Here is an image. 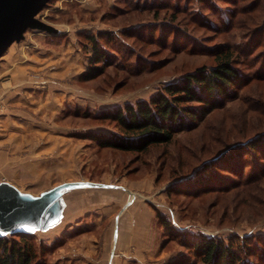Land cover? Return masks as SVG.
I'll return each instance as SVG.
<instances>
[{"label":"rangeland","instance_id":"rangeland-1","mask_svg":"<svg viewBox=\"0 0 264 264\" xmlns=\"http://www.w3.org/2000/svg\"><path fill=\"white\" fill-rule=\"evenodd\" d=\"M254 2L262 5L49 0L36 17L58 33L28 29L6 49L0 57V182L32 196L64 182L107 185L63 193L59 222L32 235L35 264H200L190 250L198 237L264 238L260 207L236 206L228 200L234 192L195 196L174 186L219 151L218 140L264 131V116L248 119L245 112L264 100L263 20L260 12L239 11ZM87 34L107 53L104 72L88 81ZM221 50L232 53L249 82L235 101L169 145L143 153L97 146L94 135L117 131L101 118L103 111L148 99L185 72L213 66ZM210 137L217 138L212 149Z\"/></svg>","mask_w":264,"mask_h":264},{"label":"trees","instance_id":"trees-1","mask_svg":"<svg viewBox=\"0 0 264 264\" xmlns=\"http://www.w3.org/2000/svg\"><path fill=\"white\" fill-rule=\"evenodd\" d=\"M261 1L262 5L254 2L239 11L243 14L260 12L263 20L260 24L264 27V0ZM235 11L229 13V21ZM85 38L91 50L89 70L84 74V80L88 81L104 72L107 53L99 47L97 36L87 34ZM233 61L231 52L221 50L213 66H199L185 72L179 79L164 84L148 99L103 111L101 118L112 122L117 131L94 135L95 143L102 148L136 153L146 152L152 146L171 144L175 136L197 128L211 113L220 110L225 101H231L239 90L249 85ZM245 112L248 119H253L255 114L264 116V100L257 106L247 105ZM254 131L256 129L252 128L251 134L232 142L218 140L223 145L219 151L203 160L174 186H181L185 193L195 196L234 192L228 197L231 203L242 209L260 207L264 210V131ZM216 140L208 139L210 149L213 148L210 143ZM62 205L63 213V202ZM160 221L169 228L165 219L160 217ZM32 235L1 236L0 264H35ZM258 249H261L260 253ZM190 250L200 264H264V238L258 234L230 236L226 240L218 236H201L192 241Z\"/></svg>","mask_w":264,"mask_h":264},{"label":"water","instance_id":"water-1","mask_svg":"<svg viewBox=\"0 0 264 264\" xmlns=\"http://www.w3.org/2000/svg\"><path fill=\"white\" fill-rule=\"evenodd\" d=\"M48 2L49 0H0V57L12 43L21 41L28 29L58 33L56 28L36 17ZM106 187V184L97 182L72 181L32 196L19 191L8 182H0V237L17 233L31 234L58 223L63 208L61 197L67 190Z\"/></svg>","mask_w":264,"mask_h":264},{"label":"snow or ice","instance_id":"snow-or-ice-1","mask_svg":"<svg viewBox=\"0 0 264 264\" xmlns=\"http://www.w3.org/2000/svg\"><path fill=\"white\" fill-rule=\"evenodd\" d=\"M29 231H31V229H28Z\"/></svg>","mask_w":264,"mask_h":264}]
</instances>
